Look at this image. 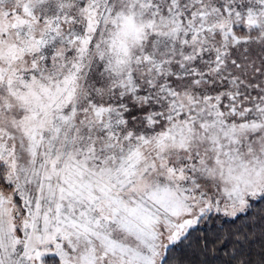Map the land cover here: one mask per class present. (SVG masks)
I'll return each mask as SVG.
<instances>
[{
    "label": "snow or ice",
    "instance_id": "obj_1",
    "mask_svg": "<svg viewBox=\"0 0 264 264\" xmlns=\"http://www.w3.org/2000/svg\"><path fill=\"white\" fill-rule=\"evenodd\" d=\"M0 264H264V0H0Z\"/></svg>",
    "mask_w": 264,
    "mask_h": 264
}]
</instances>
